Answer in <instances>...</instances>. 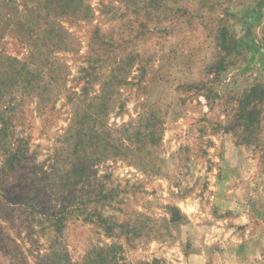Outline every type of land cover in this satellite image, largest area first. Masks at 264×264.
<instances>
[{"label":"rangeland","instance_id":"374dc122","mask_svg":"<svg viewBox=\"0 0 264 264\" xmlns=\"http://www.w3.org/2000/svg\"><path fill=\"white\" fill-rule=\"evenodd\" d=\"M33 1L0 0V69L49 74L0 92V264H264V0H66L59 50Z\"/></svg>","mask_w":264,"mask_h":264},{"label":"trees","instance_id":"16d2710c","mask_svg":"<svg viewBox=\"0 0 264 264\" xmlns=\"http://www.w3.org/2000/svg\"><path fill=\"white\" fill-rule=\"evenodd\" d=\"M65 1L66 0H34L33 6L29 8L26 7L23 11L25 14L24 17H27L26 20L29 18V21L35 25V27L29 31V37H33L37 34H39L38 36L40 37H46L49 39L50 45L52 47H57L56 49L59 50L61 41L67 36L60 18L64 16H62V14L72 10V5L74 4L71 3L68 5ZM18 28L21 30L20 26H18ZM51 35H53V37H51ZM221 38V46L223 47H225V45H230L232 42L227 40L225 36ZM32 45L34 50L32 48L31 54L29 53L27 59L24 61L10 56L2 58L4 61H7V68L9 70L8 72H3L4 70L0 69V79H2L0 80V92L1 90L3 92V90L13 89L14 87L16 89H34L37 88L39 84L37 83L39 80L38 75L49 76L48 73L46 74L43 71L44 66L34 58L35 53H37L35 49L37 50L38 47L35 46L33 41ZM3 76H5V78H3ZM97 256L102 258V264H111V261L108 262V256H104V252H99ZM113 260H115L114 257Z\"/></svg>","mask_w":264,"mask_h":264}]
</instances>
